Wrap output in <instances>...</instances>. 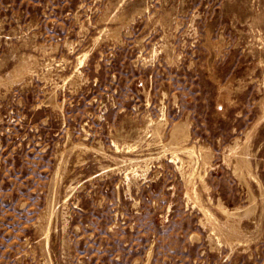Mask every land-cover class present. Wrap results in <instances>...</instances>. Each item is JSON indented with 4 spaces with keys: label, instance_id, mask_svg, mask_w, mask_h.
I'll return each mask as SVG.
<instances>
[{
    "label": "rangeland",
    "instance_id": "1",
    "mask_svg": "<svg viewBox=\"0 0 264 264\" xmlns=\"http://www.w3.org/2000/svg\"><path fill=\"white\" fill-rule=\"evenodd\" d=\"M0 264H264V0H0Z\"/></svg>",
    "mask_w": 264,
    "mask_h": 264
}]
</instances>
